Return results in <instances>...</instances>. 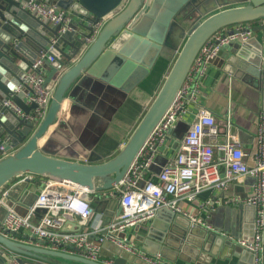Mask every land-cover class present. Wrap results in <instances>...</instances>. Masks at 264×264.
I'll return each instance as SVG.
<instances>
[{"label":"water","instance_id":"obj_1","mask_svg":"<svg viewBox=\"0 0 264 264\" xmlns=\"http://www.w3.org/2000/svg\"><path fill=\"white\" fill-rule=\"evenodd\" d=\"M24 1L0 0V191L14 178L33 175L14 184L4 197L9 203L25 189L22 194L31 197L32 204L38 192L27 185L35 176L70 180L92 192L91 209L101 214L103 226L121 210V181L175 99L201 46L223 27L264 20V0H43L56 2L77 17L74 28L61 33L60 25L39 18L23 6ZM258 27L263 29L264 22ZM91 36L94 38L89 41ZM51 44L58 54L46 75V82H55L48 109L41 119L20 116L3 101L25 68ZM63 44L71 49L66 50ZM262 47L255 36L232 41L210 62L220 61L234 76L264 92ZM224 48L235 57L223 58ZM159 57L173 60L165 80L118 152L104 159L91 141L76 131L72 116L88 108L112 118L119 103L149 74ZM109 64L117 67L110 70ZM105 68L107 73L102 72ZM15 103L26 114L37 107L35 102L27 103L22 93L15 96ZM189 125L181 120L169 132L178 134ZM178 136L181 140L180 133ZM157 157L149 169L159 173L167 158ZM145 181L141 177L137 183L142 186ZM246 207L252 211L251 218L242 232L234 235L163 206L151 225L145 223L144 234L138 233L133 243L128 242L136 253L113 240L127 241L126 231L111 235L102 231L96 239L101 245L99 252L108 257L109 264H150L137 253L142 250L159 254L170 264H180L178 260L204 264L206 254L202 253L212 256L218 251L237 256L238 264H256L255 251L240 241L255 235V206L246 202ZM1 208L5 215L7 207L2 204ZM37 210L41 217L47 209ZM162 213L167 222L160 227ZM262 238L264 241V232ZM260 255L259 264H264V244ZM14 256L19 264H107L0 232V264Z\"/></svg>","mask_w":264,"mask_h":264},{"label":"built area","instance_id":"obj_2","mask_svg":"<svg viewBox=\"0 0 264 264\" xmlns=\"http://www.w3.org/2000/svg\"><path fill=\"white\" fill-rule=\"evenodd\" d=\"M23 6L39 18L48 20L51 25H60L61 33L74 28V13L61 8L56 2L25 0ZM252 34L251 22L237 23L216 31L201 46L175 99L121 181V210L107 225L103 226L101 222L96 224V230L105 231L106 235L125 232L129 227L151 221L157 210L163 206L175 212L187 213L183 210L180 200L194 201L207 189L226 191L232 183L245 176H252V192L243 201L255 206V235L249 240L240 241L255 251V262L259 264L264 230V112L259 115L255 162L251 165L246 160L247 153L238 135L228 129L225 139L221 140V129L216 116L200 103L201 78L208 70L210 59L218 55L225 44L246 41ZM93 38L91 36L89 41ZM57 54L53 44L49 50L40 53L25 68L3 105L20 116L41 119L48 109L54 91L55 82H46V75L50 62ZM18 93L23 94L27 103H37L31 113L26 114L15 103ZM189 105L196 108L195 120L191 127L179 141L176 152L162 166L157 175L158 181L146 177L145 172L154 162L159 146L164 143L170 128L189 111ZM24 176L23 179L33 177L29 174ZM40 177L38 196L26 213H20L15 206L4 201L6 191L0 193V205L7 207V212L0 221V232L25 242L99 259L101 245L91 240L92 232L68 228L69 214L81 216L85 221L91 216L92 192L70 180ZM141 177L146 181L139 186L137 182ZM38 207H45L47 210L35 219ZM192 219L205 223L201 218ZM113 240L129 250L136 251L127 241L115 237ZM144 257L153 264H170L160 255L146 254ZM7 264H19V261L14 256Z\"/></svg>","mask_w":264,"mask_h":264},{"label":"crops","instance_id":"obj_3","mask_svg":"<svg viewBox=\"0 0 264 264\" xmlns=\"http://www.w3.org/2000/svg\"><path fill=\"white\" fill-rule=\"evenodd\" d=\"M75 19H77L76 16ZM263 22L264 20L251 22V26L253 30L252 36L257 37L263 45L262 48L264 50V28L260 29L258 27L263 24ZM63 47L66 50L71 49L67 44H63ZM48 48H50V45ZM223 54L224 57L221 55L223 58L227 56L228 59L229 57H235L234 53L228 48H224ZM172 62L173 60H171V58L159 57L149 74L129 92L122 103H119L118 109L112 118L109 119L104 116V114H94L93 111L88 108L86 111H82V109L79 110L78 116H72L73 122L76 124V131L82 134L87 142L91 141L90 144L95 147V150L101 154L104 159H108L116 154L123 142L131 135L137 123L159 91L171 68ZM108 66L111 70L112 67H117V64H109ZM102 72L107 73L108 69L105 68ZM201 90L202 95L200 97V103L209 108L216 116L221 129V140L225 139V133L228 129L234 134H237L247 153V162L251 165L254 164L259 115L261 112H264V92L249 82L234 76L227 70L224 64L221 65L220 61L218 63L213 62L209 64L206 74L201 78ZM119 98L121 97H118V99ZM189 108V111L185 113L183 118L179 121H185L190 125L183 127L182 131H179L178 134L169 132L164 143L159 146L155 159L157 156L158 159L165 156L168 160V158L176 152L179 144L178 141H180L178 136L179 133L183 137L195 120L196 108L194 105H189ZM179 121H177L173 127H176ZM157 163L160 164V161ZM145 175L146 177H151L153 180L158 181V173L153 170L148 169ZM23 177L25 176H19V179L3 187L0 193L2 192L3 194L6 191L8 194V189L12 188L14 184L26 180L23 179ZM34 178L35 181H30L27 187L38 192L41 185V177L35 176ZM253 182L254 180L251 176H245L240 181L232 183L230 188L226 191L207 189L201 192L196 200H180V204L183 210L192 218H201L207 225L237 235L242 232L244 224L252 215L251 209L246 207V202L243 200L247 198V196L244 197L247 193L249 196L252 192ZM24 190L25 189L17 192L16 197L9 199V204L15 206L20 213L27 212L29 206L35 202L34 200L33 203L30 204L31 197L22 194ZM92 200L93 195H91V204ZM100 215V213L93 212L85 221L81 216L69 214L68 228L73 230H89L92 232L90 236L91 240L97 242V237L103 235L102 231L95 229V225L101 222ZM3 217L4 212L1 208L0 221H2ZM35 219H38L37 215ZM153 220L154 218L147 224L151 225ZM158 221L160 222V227H163L166 225L167 218L162 213ZM145 229V223L129 227L126 230L127 242L133 243L136 235L138 233L144 234ZM263 244L264 241L262 238V246ZM132 252L136 253V251ZM137 253H139L143 259L147 260L144 255L148 253L144 250ZM202 255H205V257H203L204 259H202L204 264H238L237 256H227L221 251H218L216 255L214 254L212 256H208L207 253H202ZM221 255L223 258H221ZM99 260L107 264L111 262L107 256L101 254ZM178 262L180 264H193V262L187 263L180 260H178Z\"/></svg>","mask_w":264,"mask_h":264},{"label":"rangeland","instance_id":"obj_4","mask_svg":"<svg viewBox=\"0 0 264 264\" xmlns=\"http://www.w3.org/2000/svg\"><path fill=\"white\" fill-rule=\"evenodd\" d=\"M17 179H19V178H14V180H13V181H15V180H17Z\"/></svg>","mask_w":264,"mask_h":264}]
</instances>
